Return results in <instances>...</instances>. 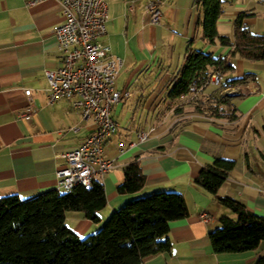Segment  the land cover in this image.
<instances>
[{
    "label": "crops",
    "instance_id": "1",
    "mask_svg": "<svg viewBox=\"0 0 264 264\" xmlns=\"http://www.w3.org/2000/svg\"><path fill=\"white\" fill-rule=\"evenodd\" d=\"M148 1H107V34L100 41L122 59L116 88L129 93L113 109L119 129L105 145L106 157L114 159L116 167L96 178L105 185L108 197L101 223L94 224L82 212H67L66 224L85 238L127 202L175 192L186 199L190 215L171 223V251L141 264H257L264 255L263 243L245 253L214 252L210 234L221 227L220 219L238 217L196 179L218 158L234 161L235 168L219 195L232 197L264 217V63L237 55L235 70L224 77H251L247 84L221 93L242 95L232 107H222L235 110L236 121L216 119L197 109L201 100L205 106L215 104L212 84L170 100L191 45L223 57L235 47L211 45L204 39L198 0H177L176 7L168 5L169 0H157L161 2V24L151 22ZM223 1L220 35L234 41L235 28L225 33L222 27L234 23L242 12L252 15L245 19L250 31L264 35V0ZM64 20L59 0H0V198L18 196L26 201L57 190V172L66 167L62 156L97 129L92 120L83 119L72 108L70 100L48 102L46 72L58 70L63 60L54 28ZM29 109L34 112L30 121L23 117ZM73 128L80 130L75 133ZM140 133H148L149 138L141 142ZM132 143L136 146L130 148ZM137 159L146 184L138 193L121 195L118 187L125 180L124 170ZM203 213L211 217L210 222L202 220Z\"/></svg>",
    "mask_w": 264,
    "mask_h": 264
},
{
    "label": "trees",
    "instance_id": "2",
    "mask_svg": "<svg viewBox=\"0 0 264 264\" xmlns=\"http://www.w3.org/2000/svg\"><path fill=\"white\" fill-rule=\"evenodd\" d=\"M197 3L203 16L199 24L204 39L211 45L235 47V50L223 57L191 45L179 80L169 93L172 101L206 88L215 74L224 78L232 73L235 70L233 59L237 55L264 63V35L253 34L245 24V19L252 15L242 12L237 16L232 41L218 30L224 1L198 0ZM250 79L248 74L224 80L219 87L215 86V94L245 85ZM241 96L217 95L215 104L209 103L205 109V102L201 100L197 109L216 119L236 121L235 110L228 112L221 107H232L233 101ZM235 165L234 161L218 158L196 179L200 187L238 217L236 220L222 217L221 227L210 234L217 254L254 251L264 243V217L252 213L232 197L219 195ZM124 175L119 194H135L144 188L146 177L138 159L125 168ZM107 205L105 185L97 179L90 188L79 185L69 193L55 190L26 201L18 196L0 198V264H141L149 257L169 253L171 223L190 215L183 195L160 192L127 202L113 212L96 234L85 238L77 236L66 224L67 212H82L94 224H100V213ZM257 264H264V255Z\"/></svg>",
    "mask_w": 264,
    "mask_h": 264
},
{
    "label": "built area",
    "instance_id": "3",
    "mask_svg": "<svg viewBox=\"0 0 264 264\" xmlns=\"http://www.w3.org/2000/svg\"><path fill=\"white\" fill-rule=\"evenodd\" d=\"M107 1L59 0L65 20L54 28V34L63 60L58 70L46 72L48 102L54 105L62 100H70L72 108L79 111L83 119L92 120L97 129L78 148L62 156L66 159V167L57 172L58 192L69 193L79 185L90 188L98 176L108 174L116 167L115 160L106 157L105 145L119 129L112 116L113 109L129 93L116 88L122 59L112 55L110 47L100 41L107 34ZM160 4L150 2L147 5L153 24L162 23ZM223 81L221 75L215 74L210 84L219 87ZM27 93L29 96L30 92ZM33 115L34 112L29 109V113L23 117L30 121ZM72 130L78 133L80 129ZM148 138V133L139 134L141 142ZM135 146L132 143L130 148ZM120 150H125L123 143ZM201 218L206 223L211 221L206 213Z\"/></svg>",
    "mask_w": 264,
    "mask_h": 264
},
{
    "label": "rangeland",
    "instance_id": "4",
    "mask_svg": "<svg viewBox=\"0 0 264 264\" xmlns=\"http://www.w3.org/2000/svg\"><path fill=\"white\" fill-rule=\"evenodd\" d=\"M150 2H153V1H148L147 2V5L150 3ZM154 2H159V1H154ZM176 2H177V0H169V2H168V5H172L173 7H176ZM147 5H146V7H147ZM161 5V4H160ZM147 10V9H146ZM233 28H234V23H232L231 25H224L223 27H222V30H223V32H225V33H230V32H233ZM198 45V44H197ZM197 48H199L198 46H197ZM231 78L229 77V76H227V79L226 80H230ZM222 93V90L221 91H219V92H217V95H219V96H223V94H221ZM208 108L209 106H205V108ZM222 108V107H221ZM223 109V108H222ZM130 111H131V109H130ZM75 213H77V212H75ZM113 214V213H112ZM112 214L111 215H109L107 218L109 219L111 216H112ZM107 219V220H108ZM106 220V221H107ZM106 221H104V222H106ZM98 231H96L94 234H96ZM93 235V234H92ZM263 245H264V243H263Z\"/></svg>",
    "mask_w": 264,
    "mask_h": 264
}]
</instances>
